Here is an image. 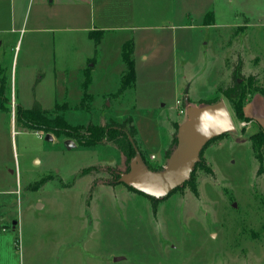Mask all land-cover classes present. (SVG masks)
<instances>
[{"label":"rangeland","instance_id":"obj_1","mask_svg":"<svg viewBox=\"0 0 264 264\" xmlns=\"http://www.w3.org/2000/svg\"><path fill=\"white\" fill-rule=\"evenodd\" d=\"M46 10L50 32L0 40V86L5 77L11 100L0 112V264H264V172L250 139L264 127V96H243L240 119L220 92L239 57L242 75L264 88V0H55ZM92 30L104 33L98 46ZM130 38L136 87L118 93L112 72L124 67ZM87 55L98 61L100 93L86 99L89 110L79 106L74 72ZM186 98L225 101L236 129L204 150L213 173L197 167L189 184L160 200L116 182L130 159L112 142L49 140L16 120L15 103L52 109L63 101L78 105L65 118L80 127L133 117L158 156L165 142V164L147 154L158 168L167 165L174 123L187 119L179 113Z\"/></svg>","mask_w":264,"mask_h":264},{"label":"trees","instance_id":"obj_2","mask_svg":"<svg viewBox=\"0 0 264 264\" xmlns=\"http://www.w3.org/2000/svg\"><path fill=\"white\" fill-rule=\"evenodd\" d=\"M103 34L104 33L101 31L95 34V31L92 30L91 32H89V37L95 40V43L98 46L102 42L101 39ZM134 53H135V40L133 38H130L122 45L121 55L124 64V72L121 77V85H120L121 87L119 88L118 93H123L130 88L136 87L135 85L137 81V70H136V58ZM233 67L234 69L232 72V77H233L232 84L229 86L221 87L220 92L224 97L230 100L235 110V113L238 115V117L240 119L241 118L244 119L246 115L244 114V110H243L244 102L242 100L243 99L242 97L249 94L251 91L254 92L257 91L264 96V88L259 87L256 84L257 83L256 77L254 75H249L248 77H244L242 75V71H243L242 58L239 57L238 62ZM240 76H242L243 79H239ZM91 81H92L91 73L86 72L85 80L83 82L84 92L79 102L80 103L79 106L87 110L90 109V105L85 103L86 99H92L94 97L92 94L88 92V88ZM7 88L8 87H7L6 78L4 77L1 79V86H0L1 89L0 112L7 111L8 110L7 104L11 103L9 96L7 95V90H8ZM209 103H213V102H209ZM15 105H16V120H17V124L20 127L23 126L25 128H28L29 130L44 131L49 134H55L58 136H65L67 138H72L82 146L97 147L106 141L112 142L115 146H117L118 149L122 150L126 154L128 159H130L129 164L132 158L135 157L137 154L136 149L134 148V144H135L137 148L140 150L143 160L149 166V168L155 171H161L164 169V166L155 168L147 160V153H145L142 150L139 144V140H138L139 133L133 117H127L122 121H117L113 119L110 120V123H108V125H104L102 123L97 124L93 122V123H88L84 127H80L74 124L73 122H71L69 119L65 118V114L68 112V110L74 108L77 109L78 106V105L77 106L73 105L68 101L56 102L55 106L52 107V109H46L39 103H36V105L30 108L26 107L23 104L15 103ZM175 124H176V134L174 136L172 144L169 147H167L166 150L167 159L175 150L178 141L177 130L181 122ZM259 129L260 130L257 131V133H254L250 136V139H251V145H253V150L255 152L256 159L260 161V167L258 169V172L260 173V172H264V127L262 126ZM227 134L229 133H226L225 135L220 137L213 138L212 140H210V142L225 137ZM210 142L205 146V148L201 152L200 159L195 167L196 170L197 167L203 166V168L209 174L214 172L213 168L210 166H205L202 160V155L204 153V150L210 144ZM129 170L130 167L129 169H127V171ZM195 170L193 171L190 177L191 179L188 180L183 185H187L191 182ZM114 176H116V182L121 183L117 181L120 176V172L115 174ZM180 187L177 188L176 190L180 189ZM128 188L131 189L132 191L133 190L137 191L134 188L133 189L130 187ZM174 191H172L171 193H173ZM151 198H153L154 200H160L154 197Z\"/></svg>","mask_w":264,"mask_h":264},{"label":"water","instance_id":"obj_3","mask_svg":"<svg viewBox=\"0 0 264 264\" xmlns=\"http://www.w3.org/2000/svg\"><path fill=\"white\" fill-rule=\"evenodd\" d=\"M187 119L178 127L177 145L161 171H155L143 160L134 144L136 156L130 161V170L120 172L117 181L156 199H164L172 191L190 180L201 152L213 138L235 131V123L223 100L197 106L185 99ZM47 139L53 136L47 134ZM74 146L73 140L66 141Z\"/></svg>","mask_w":264,"mask_h":264},{"label":"crops","instance_id":"obj_4","mask_svg":"<svg viewBox=\"0 0 264 264\" xmlns=\"http://www.w3.org/2000/svg\"><path fill=\"white\" fill-rule=\"evenodd\" d=\"M54 1L55 0H0V40H3L5 37L9 38L10 36L13 38V36L15 35H17V37L19 38V35L22 32L27 31L28 29L32 31L35 30L37 32H50V30L54 29V27L44 26L43 23L46 21V19L50 18L49 14L46 13L47 12L46 8H48L49 4L53 3ZM32 2L33 3L36 2V5H35L36 8L34 7L35 17L33 18L34 20H33L32 27L28 28L27 26L28 25V14H29V11L30 13L32 12L31 9L34 6ZM39 8H42V12H44V14L39 13V10H38ZM1 44L2 43H0V45ZM54 51L56 52V49ZM13 67H14V64L12 65V68ZM97 68H98L97 59H95L91 55H87L85 57V60H83L77 66L76 70H74V72H76L78 75L81 96H83V92H84L83 82L85 80V74L86 72H90L92 76V81L89 85L88 92L92 94L95 98L99 97L100 95L99 89H97V87L95 86L99 81V79L96 77ZM123 72H124V67L122 68V66H120L117 69L114 68V72L112 73L113 74L116 73V76L118 75L119 77H122ZM109 76H112V75L110 74ZM12 93H13V89H12ZM112 93H114V88L102 90L103 96H106ZM192 105L198 106L199 104H197L195 100L192 103ZM176 123L178 122L176 121ZM137 130L139 133L138 140H139L140 147L145 153L150 154L149 155L150 161L157 162L158 164H161V165L165 164L164 163L165 142L160 145V148L162 149L160 151V156H158L157 153L153 152L152 149L150 148L149 141L143 140V137L141 133L139 132L138 127H137Z\"/></svg>","mask_w":264,"mask_h":264},{"label":"built area","instance_id":"obj_5","mask_svg":"<svg viewBox=\"0 0 264 264\" xmlns=\"http://www.w3.org/2000/svg\"><path fill=\"white\" fill-rule=\"evenodd\" d=\"M178 103H181V101L178 100ZM179 113H181V114H186V106L181 107V108L179 109ZM153 157H154V156H153Z\"/></svg>","mask_w":264,"mask_h":264}]
</instances>
